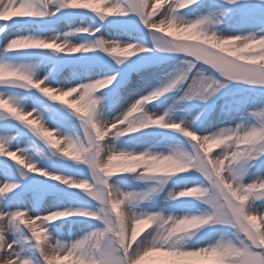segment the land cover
<instances>
[{
    "label": "snow or ice",
    "instance_id": "snow-or-ice-1",
    "mask_svg": "<svg viewBox=\"0 0 264 264\" xmlns=\"http://www.w3.org/2000/svg\"><path fill=\"white\" fill-rule=\"evenodd\" d=\"M0 39V264H264V0H0Z\"/></svg>",
    "mask_w": 264,
    "mask_h": 264
},
{
    "label": "rangeland",
    "instance_id": "rangeland-1",
    "mask_svg": "<svg viewBox=\"0 0 264 264\" xmlns=\"http://www.w3.org/2000/svg\"><path fill=\"white\" fill-rule=\"evenodd\" d=\"M61 31H67L68 29H67V27H61V29H60ZM48 35H54V33H48ZM3 43V41H2V39H0V44H2ZM65 75H67V73H65ZM53 139H55V137H53Z\"/></svg>",
    "mask_w": 264,
    "mask_h": 264
}]
</instances>
